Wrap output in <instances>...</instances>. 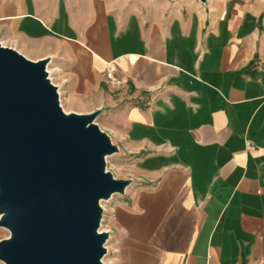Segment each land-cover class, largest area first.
Instances as JSON below:
<instances>
[{
	"label": "crops",
	"instance_id": "obj_1",
	"mask_svg": "<svg viewBox=\"0 0 264 264\" xmlns=\"http://www.w3.org/2000/svg\"><path fill=\"white\" fill-rule=\"evenodd\" d=\"M0 42L139 159L115 264H264L263 0H0Z\"/></svg>",
	"mask_w": 264,
	"mask_h": 264
},
{
	"label": "water",
	"instance_id": "obj_2",
	"mask_svg": "<svg viewBox=\"0 0 264 264\" xmlns=\"http://www.w3.org/2000/svg\"><path fill=\"white\" fill-rule=\"evenodd\" d=\"M48 63L0 42V261L105 264L100 202L132 179L106 168L119 147L95 122L101 109L64 111Z\"/></svg>",
	"mask_w": 264,
	"mask_h": 264
},
{
	"label": "rangeland",
	"instance_id": "obj_3",
	"mask_svg": "<svg viewBox=\"0 0 264 264\" xmlns=\"http://www.w3.org/2000/svg\"><path fill=\"white\" fill-rule=\"evenodd\" d=\"M118 1V0H117ZM52 82L58 84L55 76L51 75ZM59 85V84H58ZM60 88V87H59ZM61 90V89H60ZM62 105L66 109L67 112L73 111L77 112L76 108L73 107L71 101L65 97V95L61 96ZM79 113V112H77ZM101 114L95 119V122L100 126L101 129L105 131L106 123L102 118ZM113 123V121L111 122ZM113 143H115V138L111 137ZM116 144V143H115ZM139 159L135 156H131L130 154H125L119 151L110 156L106 157V168L110 170L113 175L117 178H131L132 183L129 187L133 185H137L139 175H141L140 166L138 165ZM122 199V195L114 194L110 199L101 201V207L103 209L102 221L100 224V230L107 231L109 234L108 240L106 242L107 251L104 255V263L105 264H115L118 260V241L119 236L123 234L122 230L116 224L115 212L116 205ZM118 228V229H117ZM9 234L8 230L0 227V239L7 237ZM0 264L3 262L0 261Z\"/></svg>",
	"mask_w": 264,
	"mask_h": 264
},
{
	"label": "built area",
	"instance_id": "obj_4",
	"mask_svg": "<svg viewBox=\"0 0 264 264\" xmlns=\"http://www.w3.org/2000/svg\"><path fill=\"white\" fill-rule=\"evenodd\" d=\"M48 74H50V73H48ZM103 77H104V81L106 82V84L109 85L110 87L118 88L122 84V79L117 74V66H116V63L114 60H109V61L105 62L104 70H103ZM50 80L52 81L51 78H50ZM58 95H59V103L61 105V96H60L59 86H58ZM262 98L264 99V94H263ZM102 216H103V214H102ZM105 247H106V251H107L106 244H105Z\"/></svg>",
	"mask_w": 264,
	"mask_h": 264
},
{
	"label": "bare ground",
	"instance_id": "obj_5",
	"mask_svg": "<svg viewBox=\"0 0 264 264\" xmlns=\"http://www.w3.org/2000/svg\"><path fill=\"white\" fill-rule=\"evenodd\" d=\"M48 73H49V71H48ZM49 77H50V74H49ZM51 78V77H50ZM61 107H62V105H61ZM63 108V110L64 111H66V109L64 108V107H62ZM67 112V111H66ZM103 260V262H104V259H102Z\"/></svg>",
	"mask_w": 264,
	"mask_h": 264
}]
</instances>
